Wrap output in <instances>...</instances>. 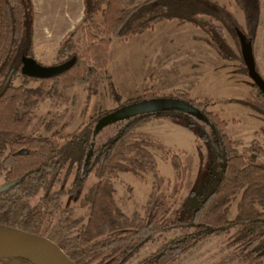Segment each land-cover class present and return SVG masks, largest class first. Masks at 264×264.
<instances>
[{"label":"trees","instance_id":"16d2710c","mask_svg":"<svg viewBox=\"0 0 264 264\" xmlns=\"http://www.w3.org/2000/svg\"><path fill=\"white\" fill-rule=\"evenodd\" d=\"M230 1L243 14L242 28L213 0H82V19L62 40L57 54L62 62L75 57V64L51 79H33L40 85L29 89L13 83L19 78L31 80L21 74V58H34V4L32 0H0V152H8L7 181L16 183L0 194V229L48 237L47 218L59 207L63 192L54 188L63 185L75 169L69 189L72 196L80 195L91 172L97 179L80 201L87 208V220L72 237L60 242L48 238L76 264H126L156 236L176 230L186 233L164 242L137 264H172L211 236L226 233H231L232 245L239 249L220 264H264V148L252 142L239 153L235 149L237 143L225 132L227 121L208 111L210 101L191 99L180 90L169 97L192 105L206 117L207 124L193 116L162 112L104 129L96 125L104 117L101 112L94 114L76 134L35 139L27 135L39 101L53 89L82 86L87 94L85 104L96 95L98 73L107 76L111 39L143 33L162 21H175L199 30L202 40L219 56L229 54L225 30L232 32L239 47V36L249 39L252 45L261 1ZM77 41L80 49L74 50ZM243 67L247 74L244 64ZM256 71L260 74L257 66ZM156 98L159 96L151 88L135 102ZM244 103L264 115V97L255 85ZM86 109L85 105L84 113ZM170 115L185 121L183 127L192 133L199 153L197 177L178 207L175 206L186 187L189 167L159 139L136 131L151 118ZM202 145L206 148L205 158ZM90 147V167L81 178V166ZM148 148L160 152L170 163L174 184L168 197L161 192L163 180L157 178L156 162ZM20 151L26 153L18 154ZM146 172L154 175L155 194L142 214L126 216L115 204L112 180L119 173L140 177ZM39 194L32 206L30 200ZM233 203L235 216L230 220Z\"/></svg>","mask_w":264,"mask_h":264},{"label":"rangeland","instance_id":"374dc122","mask_svg":"<svg viewBox=\"0 0 264 264\" xmlns=\"http://www.w3.org/2000/svg\"><path fill=\"white\" fill-rule=\"evenodd\" d=\"M213 1L225 8L239 27H243V14L234 3L230 0ZM260 1V20L252 50L256 66L264 79V0ZM32 2L36 13L34 59L45 66L59 64L63 61L57 56L60 43L82 19V0ZM224 36L229 48V54L224 56H219L213 47L202 40L204 36L199 30L188 24L178 25L175 21H162L143 33L131 34L123 39H111L107 76L104 72L98 73L96 95L85 104L87 94L82 86L53 89L39 101L31 118L29 135L52 138L56 134L61 138L67 134H76L94 114L104 112L105 117L117 108L137 101L144 91L152 88L159 98H169L176 90H180L188 93L191 99L210 101L212 104L208 111L227 121L225 132L237 143L235 149L239 153L252 142H257L264 148V115L244 103L253 93V83L244 72L240 47L232 32L225 30ZM79 49L80 42L77 41L74 50ZM17 80L16 84L23 82L29 89H37L40 85L33 79ZM85 105L87 109L84 113ZM184 124L185 121L179 116L170 115L151 118L136 128L137 132L159 139L167 148L180 155L189 167L186 187L178 196L175 207L180 205L191 189L199 169V153L192 133L183 127ZM60 138L58 144L62 145ZM148 151L156 162L157 178L163 180L161 192L168 197L174 184L170 163L160 152L152 148H148ZM201 154L206 157L203 145ZM74 170L63 185L54 188L55 191L63 192L59 195V207L51 211L46 226L47 236L55 238L57 242L72 237L85 224L88 211L81 204V197L87 187L97 180L91 172L80 189V195L72 196L69 189L75 178ZM65 171L66 169L62 175ZM3 182L4 172L0 168V186ZM112 183L115 204L126 216L135 212L142 214L143 208L155 194V178L151 172L141 173L140 177L119 173ZM39 196L40 194L30 200L32 206H35ZM234 216L235 203L229 210L228 218L232 220ZM183 233L186 231L176 230L156 236L126 264H137L164 242ZM238 249V246L232 245L231 233L214 235L172 264H220ZM0 264L23 263L2 260Z\"/></svg>","mask_w":264,"mask_h":264},{"label":"water","instance_id":"95a60500","mask_svg":"<svg viewBox=\"0 0 264 264\" xmlns=\"http://www.w3.org/2000/svg\"><path fill=\"white\" fill-rule=\"evenodd\" d=\"M240 53L246 68L247 76L264 97V79L256 71L251 41L239 36ZM76 62V58L56 65L45 66L34 58H21V74L30 79H51L68 71ZM175 112L193 116L208 123L206 117L192 105L173 98H156L123 105L102 118L99 126L116 124L132 118L162 113ZM25 151L19 154H25ZM90 167V153L81 172V178L87 174ZM16 183L0 187V194L15 186ZM0 260H21L30 264H76L65 251L49 238L19 230L0 229Z\"/></svg>","mask_w":264,"mask_h":264},{"label":"flooded vegetation","instance_id":"af4514ba","mask_svg":"<svg viewBox=\"0 0 264 264\" xmlns=\"http://www.w3.org/2000/svg\"><path fill=\"white\" fill-rule=\"evenodd\" d=\"M262 77V76H261ZM18 80H15L14 81V83H13V85L14 86H19L20 84H23V82H20L19 84H16V82H17ZM254 85V84H253ZM261 93V92H260ZM35 113V112H34ZM33 116V115H32ZM101 120L102 119H100V120H97L96 121V125L99 127V128H104V129H107V128H113V127H115L116 125H117V123L116 124H109V125H102V126H99V124L101 123ZM31 125V124H30ZM30 128V127H29ZM96 128V126L94 125L93 126V129H95ZM28 131H29V129H28ZM28 131H27V135L28 136H30L31 138H33V139H35V136H31V135H29V133H28ZM92 147H90V149H89V152H87L86 153V160H87V154L88 153H90L91 154V151H92ZM21 152V151H20ZM19 154V153H18ZM0 157H1V161H0V168L2 169V171L4 172V182H3V184L1 185V186H4V185H6V184H10V182H8L7 181V174H8V172L10 171V165H9V163H10V161H8V152L7 151H4V152H0ZM86 160H85V162L82 164V165H85V163H86ZM15 183V182H14ZM0 186V187H1ZM15 186H16V184H15ZM14 187V186H13ZM12 188V187H11ZM10 188V189H11ZM10 189H8V190H10ZM8 190H6V191H8ZM6 191H4V192H6ZM3 192V193H4ZM2 194V193H1Z\"/></svg>","mask_w":264,"mask_h":264},{"label":"crops","instance_id":"0c3cea01","mask_svg":"<svg viewBox=\"0 0 264 264\" xmlns=\"http://www.w3.org/2000/svg\"><path fill=\"white\" fill-rule=\"evenodd\" d=\"M34 38H35V28H34Z\"/></svg>","mask_w":264,"mask_h":264}]
</instances>
